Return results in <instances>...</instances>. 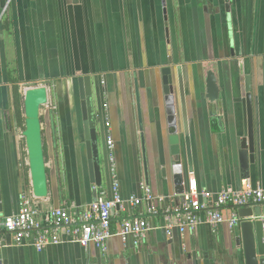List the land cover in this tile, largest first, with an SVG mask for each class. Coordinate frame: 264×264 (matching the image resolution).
<instances>
[{
    "label": "crops",
    "instance_id": "0c3cea01",
    "mask_svg": "<svg viewBox=\"0 0 264 264\" xmlns=\"http://www.w3.org/2000/svg\"><path fill=\"white\" fill-rule=\"evenodd\" d=\"M166 67L174 89L181 192H176L172 170L176 157L170 151L162 82ZM208 69L217 76L220 108L206 98ZM246 74L251 76L252 162L239 149ZM80 76L90 79L99 185L89 176ZM21 84L48 90V107L40 110L48 195L35 198L42 209L66 208L77 217L96 197H111L113 174L121 198L134 196L140 202L113 211L114 235L105 253L72 242L36 251L29 244H12L4 234L0 263L244 264L236 241L239 225L230 229L226 223L215 228L200 223L192 231L174 229L167 235L164 209L169 206L172 213L184 208L190 177L195 179L200 215L223 188H264V0H228L227 7L226 0H0V221L18 210L22 193L32 194L13 110L16 87L23 105ZM142 183L151 190V202L141 199ZM233 211L230 206L220 210L224 217ZM133 218L146 219L151 226L138 244L132 237L122 242L115 235L123 220Z\"/></svg>",
    "mask_w": 264,
    "mask_h": 264
},
{
    "label": "built area",
    "instance_id": "2783aa9c",
    "mask_svg": "<svg viewBox=\"0 0 264 264\" xmlns=\"http://www.w3.org/2000/svg\"><path fill=\"white\" fill-rule=\"evenodd\" d=\"M105 126L107 127L106 145L109 151V161L112 173H114L113 140L108 122L105 123ZM111 188L110 198L96 197L80 210L77 217L72 216L66 208L42 209L32 194L22 193L19 197L18 210L0 221V248L6 245L4 234H7L12 244H29L36 251H41L48 245L72 242L85 249L94 246L105 253L107 241L114 235L111 231L113 211L124 209L126 203L131 207H136L140 202V198L134 196H130L126 200L121 198L114 174ZM141 188L143 190L141 199L151 202L153 195L149 186L142 183ZM203 194L206 196L205 193ZM188 198V202L184 204V210L175 209L171 213L170 209L172 208L169 206L164 209L166 214L163 228L167 235H171L174 229L180 233L192 231L200 223H208L212 228L226 223L232 229L239 225L243 219L236 212L238 207L251 203L264 204V188L248 187L240 191L223 188L217 193L212 207L204 208L203 215H200L198 210L201 205L198 201L195 179L190 177ZM227 206L232 207L234 211L229 217H224L220 210ZM152 210H154L153 207L150 211ZM260 219L264 223V216H261ZM150 229L151 226L146 219H125L115 235L119 236L122 242H126L128 237H132L134 243L138 244Z\"/></svg>",
    "mask_w": 264,
    "mask_h": 264
},
{
    "label": "water",
    "instance_id": "95a60500",
    "mask_svg": "<svg viewBox=\"0 0 264 264\" xmlns=\"http://www.w3.org/2000/svg\"><path fill=\"white\" fill-rule=\"evenodd\" d=\"M228 0H226V7ZM163 90L171 155L175 156L172 166L176 192H181L182 171L177 117L174 106L173 81L169 68L162 69ZM79 94L84 126V138L88 158L90 181L99 185V152L95 128V114L91 96L90 79L80 76ZM245 98L243 99V138L239 141L241 154L249 160L254 158V129L251 98V76H244ZM206 98L212 104L219 106L220 87L215 72L208 69L205 74ZM135 93L140 121L139 98L137 84ZM48 104V90L44 85L29 87L23 93V129L21 136L24 140L27 156V170L30 178L31 191L35 198H45L48 195V176L45 162L43 133L41 127V107ZM220 108V106H219ZM217 122L221 123V116L214 115ZM143 144V140H142ZM185 153L189 166L192 165V156L189 137L185 136ZM144 171L146 173L145 148L142 145ZM1 199V195H0ZM238 215L243 218L239 224L240 236L236 239L237 247L242 249L244 264H264V226L260 216H264V204L251 203L238 207Z\"/></svg>",
    "mask_w": 264,
    "mask_h": 264
},
{
    "label": "trees",
    "instance_id": "16d2710c",
    "mask_svg": "<svg viewBox=\"0 0 264 264\" xmlns=\"http://www.w3.org/2000/svg\"><path fill=\"white\" fill-rule=\"evenodd\" d=\"M13 110L17 115V121L20 127H23V120H22V102H21V95L18 92L17 87L13 90ZM45 149V147H44ZM46 150V149H45ZM46 155V153H45ZM27 170V167H26Z\"/></svg>",
    "mask_w": 264,
    "mask_h": 264
},
{
    "label": "rangeland",
    "instance_id": "374dc122",
    "mask_svg": "<svg viewBox=\"0 0 264 264\" xmlns=\"http://www.w3.org/2000/svg\"><path fill=\"white\" fill-rule=\"evenodd\" d=\"M29 87H32V86H30V85H28V84H21L20 85V87H19V89H20V91H21V94L22 93H24V91H25V89H27V88H29ZM34 87V86H33ZM21 99H22V97H21ZM48 104H46V105H44V106H42L41 107V111L42 110H45L48 106H47ZM23 106V105H22ZM22 114H23V111H22ZM22 129H23V127H20V129L17 131V135H18V137H19V145H20V152H21V159L24 161V163L25 164H27V156H26V151H25V145L24 146H22V143H23V138H22V136H21V131H22Z\"/></svg>",
    "mask_w": 264,
    "mask_h": 264
}]
</instances>
